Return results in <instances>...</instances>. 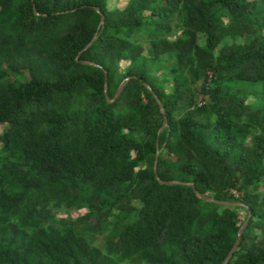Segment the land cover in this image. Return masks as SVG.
Instances as JSON below:
<instances>
[{
  "label": "trees",
  "instance_id": "trees-1",
  "mask_svg": "<svg viewBox=\"0 0 264 264\" xmlns=\"http://www.w3.org/2000/svg\"><path fill=\"white\" fill-rule=\"evenodd\" d=\"M1 126L0 264H264V0H0Z\"/></svg>",
  "mask_w": 264,
  "mask_h": 264
},
{
  "label": "water",
  "instance_id": "water-1",
  "mask_svg": "<svg viewBox=\"0 0 264 264\" xmlns=\"http://www.w3.org/2000/svg\"><path fill=\"white\" fill-rule=\"evenodd\" d=\"M100 24H103V16L101 17ZM87 46H88V45H87ZM126 81H127V80H124V81L121 83V85L119 86V88H118V90H117V92H116V94H115V98H117L118 95L121 93V91H122V89H123V87H124ZM158 109H159V111H161V112L163 111L161 105H159V104H158ZM166 123H167L166 118H164V119H163V124H162V126L160 127V129L163 128V126L166 125ZM155 146L157 147V144H155ZM156 154H157V151L155 152V155H156ZM155 157H156V156H155ZM154 159H155V158H154ZM153 168H154V162H153ZM155 179H157V177H155ZM159 182H160L161 184H166V185H175V184H178V182H175V181H168V182H162V181H159ZM190 185H192L194 191H196V188H195L194 184L191 183ZM198 195H199V194H198ZM199 197H201V196L199 195ZM203 199H205V200H207V201H211V202L219 203V204H222V205L239 206V207H242V208L246 209V206H245L243 203H241V202H235V203L217 202V201L211 200L210 198H207V197H203ZM249 217H250V213L247 212V217H246L245 221L243 222V224L240 226V228H239L238 231H237V238H236V240H235V242H234L232 248L230 249L229 253L227 254V256L225 257V259L222 261L221 264H226V262L228 261V259H229L230 256L232 255L233 251L236 249V246H237L238 241H239V236H240V234L242 233V231L244 230V228L246 227Z\"/></svg>",
  "mask_w": 264,
  "mask_h": 264
},
{
  "label": "rangeland",
  "instance_id": "rangeland-1",
  "mask_svg": "<svg viewBox=\"0 0 264 264\" xmlns=\"http://www.w3.org/2000/svg\"><path fill=\"white\" fill-rule=\"evenodd\" d=\"M112 3L113 2H118V4L119 5H123L124 3H125V0H110ZM141 64H142V59L140 58V59H138L137 61H135V62H131V63H124V64H122V65H126V66H128V67H131V68H139V67H141ZM149 66V62H146V67H148ZM17 80V79H16ZM17 81H20V80H17ZM211 114V113H210ZM214 116V113H212V117ZM3 127L4 126H1L0 127V130H2L3 129ZM154 137H155V134H152V135H149V137H148V141L151 143V144H153V142H154ZM85 216H86V211L85 210H75V211H71V212H69L68 214H60L59 215V218L61 219V221L62 222H65L67 219H69V218H71V219H75V218H77V219H83V218H85ZM240 217L241 218H243L244 217V214H243V212H240ZM94 243H95V245H97V246H99V247H101L102 245H103V243H102V238H101V236H99V235H96L95 236V240H94Z\"/></svg>",
  "mask_w": 264,
  "mask_h": 264
}]
</instances>
